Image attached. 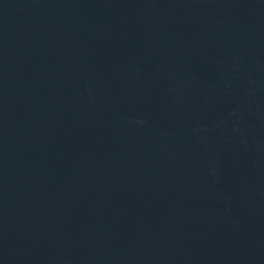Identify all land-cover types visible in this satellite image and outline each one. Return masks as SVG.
<instances>
[{
    "label": "water",
    "instance_id": "1",
    "mask_svg": "<svg viewBox=\"0 0 264 264\" xmlns=\"http://www.w3.org/2000/svg\"><path fill=\"white\" fill-rule=\"evenodd\" d=\"M0 264H264V0H0Z\"/></svg>",
    "mask_w": 264,
    "mask_h": 264
}]
</instances>
